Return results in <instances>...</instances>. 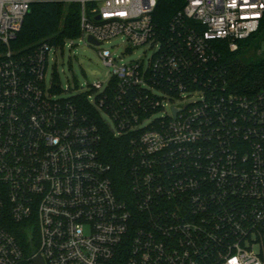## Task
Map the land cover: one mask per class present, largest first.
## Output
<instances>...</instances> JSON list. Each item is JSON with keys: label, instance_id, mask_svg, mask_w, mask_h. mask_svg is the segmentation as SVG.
Segmentation results:
<instances>
[{"label": "built area", "instance_id": "built-area-1", "mask_svg": "<svg viewBox=\"0 0 264 264\" xmlns=\"http://www.w3.org/2000/svg\"><path fill=\"white\" fill-rule=\"evenodd\" d=\"M34 3L78 4L79 39L122 36L150 58L109 67L105 85L62 97L51 54L12 47ZM158 0H0V264H264V86L232 90L230 51L264 23V0H185L160 32ZM78 39V38H77ZM69 40L71 42L69 43ZM127 137L131 198L101 156L102 125ZM26 223V255L9 229Z\"/></svg>", "mask_w": 264, "mask_h": 264}, {"label": "trees", "instance_id": "trees-1", "mask_svg": "<svg viewBox=\"0 0 264 264\" xmlns=\"http://www.w3.org/2000/svg\"><path fill=\"white\" fill-rule=\"evenodd\" d=\"M185 0H158L154 12V20L162 33H166L172 17L182 9ZM242 42V46L249 44L263 28ZM80 9L78 4L64 3H34L27 15L15 40L14 49L29 51L40 43L48 42L53 45L63 44L67 39L79 38ZM214 45L221 54V61L227 67L231 88L238 93H252L264 86V59L252 63H245L237 57V51H230L224 40H215ZM241 46V47H242ZM76 101L81 109L102 125L103 140L101 156L110 166V176L113 186L122 199L131 198L130 189V158L128 155L127 137H115L103 121L93 105L87 101L86 95H79ZM9 229L14 233L22 245L26 255H32L38 246V237L26 223H10ZM128 243H125L119 254L109 264H125L128 256Z\"/></svg>", "mask_w": 264, "mask_h": 264}, {"label": "rangeland", "instance_id": "rangeland-1", "mask_svg": "<svg viewBox=\"0 0 264 264\" xmlns=\"http://www.w3.org/2000/svg\"><path fill=\"white\" fill-rule=\"evenodd\" d=\"M71 40H69V43ZM74 46H65L51 54L50 63L58 72L60 83L63 86L62 97L76 95L82 90H88L95 82L105 85L109 79V67L104 65L99 55V49H110L117 63L130 62L140 58L147 61L153 49L147 46L131 47L124 37H115L105 41L101 46L90 44L88 40L75 39ZM237 57L245 62L252 63L264 59V26L258 35L237 53Z\"/></svg>", "mask_w": 264, "mask_h": 264}, {"label": "water", "instance_id": "water-1", "mask_svg": "<svg viewBox=\"0 0 264 264\" xmlns=\"http://www.w3.org/2000/svg\"><path fill=\"white\" fill-rule=\"evenodd\" d=\"M89 42H91L95 45L100 44V42L96 41L93 37H89ZM33 261H34V264H45L42 256H40V255L36 256Z\"/></svg>", "mask_w": 264, "mask_h": 264}]
</instances>
